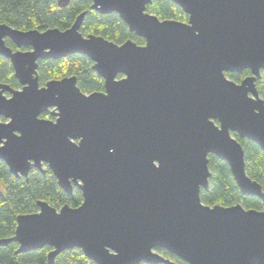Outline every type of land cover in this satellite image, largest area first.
I'll return each mask as SVG.
<instances>
[{
  "label": "water",
  "instance_id": "water-1",
  "mask_svg": "<svg viewBox=\"0 0 264 264\" xmlns=\"http://www.w3.org/2000/svg\"><path fill=\"white\" fill-rule=\"evenodd\" d=\"M74 0H58L61 8ZM117 13L144 45L66 30L21 31L0 24V55L21 89L0 84V161L16 177L46 166L79 207L17 218L16 254L50 246L48 264L80 249L95 264H264V211L208 206L209 156L226 161L243 195L264 201L233 133L264 151V0H170L187 22L149 13L153 0H92ZM10 39L16 46H7ZM28 48V50H21ZM81 54L104 92L86 94L77 77L39 83L38 62ZM251 75L236 83L227 73ZM6 92L10 93L8 97ZM51 113L55 119L43 118Z\"/></svg>",
  "mask_w": 264,
  "mask_h": 264
},
{
  "label": "trees",
  "instance_id": "trees-1",
  "mask_svg": "<svg viewBox=\"0 0 264 264\" xmlns=\"http://www.w3.org/2000/svg\"><path fill=\"white\" fill-rule=\"evenodd\" d=\"M92 0H74L61 8L58 0H0V24H6L21 31L60 29L66 31L82 13H86L80 32L84 36H101L118 45L131 40L144 45L145 40L131 32L128 25L117 13L103 15L92 9ZM149 13L161 20L187 22L189 17L170 0H153L147 7ZM8 44L14 45L11 41ZM28 49V48H27ZM39 83L45 86L51 80L77 77V85L86 94L104 92L105 81L94 70V62L87 56L74 54L59 60H40L38 62ZM227 77L236 83L251 75L250 71L242 74L227 73ZM0 84L12 89L22 86L15 77L11 61L0 55ZM260 96L264 99V71L256 81ZM43 118L55 119L45 113ZM233 136L241 143L245 151L246 171L249 177L257 181L264 191V151L253 141ZM46 172L32 168L28 178L16 177L8 166L0 161V239L12 238L17 228V218L22 214L38 212L41 201L56 209L65 205L79 207L83 203V194L77 187L69 195L58 185L57 178L46 166ZM209 189L201 191V200L208 206L222 205L231 207L238 204L248 210L264 211V201L258 197L243 195L226 161L214 155L209 156ZM19 245L15 242L0 247V264H48L50 246L29 253L16 254ZM177 264H185L175 256L158 250ZM55 264H95L80 249L68 250L60 254ZM151 264V263H141Z\"/></svg>",
  "mask_w": 264,
  "mask_h": 264
},
{
  "label": "flooded vegetation",
  "instance_id": "flooded-vegetation-1",
  "mask_svg": "<svg viewBox=\"0 0 264 264\" xmlns=\"http://www.w3.org/2000/svg\"><path fill=\"white\" fill-rule=\"evenodd\" d=\"M8 41H11V40H10V39H6V44H7V46L11 47L13 50L16 51V50H17L16 46H15L13 43H12V44L14 45V47L10 46V45L8 44ZM11 42H12V41H11ZM21 50H24V51H25V50H28V49H27V48H23V49H21ZM6 95H7L8 97L11 96V94L8 93V92H6Z\"/></svg>",
  "mask_w": 264,
  "mask_h": 264
}]
</instances>
